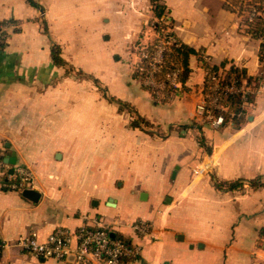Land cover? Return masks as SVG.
Here are the masks:
<instances>
[{"label":"crops","instance_id":"0c3cea01","mask_svg":"<svg viewBox=\"0 0 264 264\" xmlns=\"http://www.w3.org/2000/svg\"><path fill=\"white\" fill-rule=\"evenodd\" d=\"M38 3L41 9L27 0H0V20H16L0 48V152L30 166V189L40 193L32 202L0 184V241L7 243L0 264H77L36 257L15 240L30 230L44 239L56 226L77 228L94 219L141 244L133 264H264V88L251 95L239 125L237 116L216 128L194 119L207 67L225 74L238 67L255 81L264 69L261 40L241 24V1ZM154 3L163 7L160 17ZM157 22L197 51L182 90L165 101L134 75L140 48L157 37ZM52 42L89 78L76 79L74 93L57 77L62 67L51 60ZM94 79L106 95L81 99L79 89ZM96 88L92 96L99 95ZM109 95L132 107L155 134L132 127ZM69 140L74 189L63 170ZM258 177V186L249 184ZM237 179L241 188L214 186V180ZM136 218L152 223V238L134 235Z\"/></svg>","mask_w":264,"mask_h":264},{"label":"built area","instance_id":"2783aa9c","mask_svg":"<svg viewBox=\"0 0 264 264\" xmlns=\"http://www.w3.org/2000/svg\"><path fill=\"white\" fill-rule=\"evenodd\" d=\"M15 27L9 22H0V35ZM158 36V34H157ZM171 37H159L154 50L147 54L144 48L139 51L137 69L142 75V83L152 96L158 100L172 99L182 90L179 80V69L174 66L160 76L163 56L170 43ZM146 60L142 65L143 60ZM264 61V59H263ZM264 88V69L257 76V81H240L227 77L222 71L205 72L202 98L196 104L194 119L212 127L223 125L238 114L229 113L224 99L227 95H237L241 99V107L245 109L253 93ZM10 166L12 172H9ZM198 172V170H197ZM0 184L2 187L21 193L24 189L32 188L34 173L30 166L18 161L9 165L4 161L0 152ZM152 223L136 218L131 222V228L137 238L152 236ZM112 227L99 219L85 223L77 228L56 226L44 239H40L36 230H30L26 235L16 238L14 245L20 250L42 259L65 260L77 264H133L138 261L141 244L127 241L120 236H111ZM7 246L0 241V251Z\"/></svg>","mask_w":264,"mask_h":264},{"label":"trees","instance_id":"16d2710c","mask_svg":"<svg viewBox=\"0 0 264 264\" xmlns=\"http://www.w3.org/2000/svg\"><path fill=\"white\" fill-rule=\"evenodd\" d=\"M28 3L34 7H38L41 9V5L38 3V0H27ZM241 1V7H240V11H242L243 14V18L241 20V24L244 27V31L246 33H248L249 35H251L252 37L256 38V39H260L261 43L259 45V58L260 60L264 59V0H250L247 1L246 3H243V0ZM154 12L155 15L157 17H160L161 14L163 13V7L158 4V3H154ZM0 22H9V23H15L16 20L14 19H5V20H0ZM152 25H154V28L157 31L158 36L155 38V40L148 44L144 50L146 51L147 54H151L152 51L155 48V45L159 39V37H161L162 35H165L167 37H171L173 39V41L170 43L169 47L167 48V50L164 53L163 56V63L160 69V73L159 75L162 76L164 75V73L170 69H172L174 66H176L179 69V80L182 83V87L184 85V82L189 74V66H188V59L189 56L191 54H196L197 51L183 43L182 41H180L176 35L173 32L167 31L166 28L164 27V25L160 24V23H153ZM15 29V28H14ZM17 29H15L14 31H16ZM45 31L47 32V30L45 29ZM6 37H7V32L0 35V48H2L5 45L6 42ZM50 56H51V60L52 62L60 67H64L69 65L62 57H61V48L59 46V44L52 42L51 44V48H50ZM146 62V60L144 59L142 62V65H144V63ZM210 69L211 71H215L217 70V67L215 66H210L207 67V69ZM134 75L136 77H139L142 81V73L140 71H138V69L136 68ZM227 77H234L239 79L240 81L244 80L246 82H255V80H253V78L247 76L245 74V71L238 68V67H233L231 68V70L227 73ZM95 82H97L96 79H94ZM144 86V85H143ZM146 88V86H144ZM148 89V88H146ZM149 90V89H148ZM150 91V90H149ZM151 93V92H150ZM253 97L251 96V99ZM108 99L110 101H114L116 102L118 105H126V103H123L121 101L115 100L111 97H108ZM251 99L249 100L251 102ZM165 101V100H163ZM225 105H227L228 107V112L230 111L231 113H234L235 115H237V117H235L233 119L234 124L235 125H239V123H241L242 119L244 118V116H242L243 114V109L241 107V99L240 96L237 95H227L224 99ZM133 110V109H132ZM135 119L130 121V125L132 127H136L139 128L141 130H144L143 124L149 127H152L151 124L146 121L144 118H142L140 115L136 114ZM193 123L191 124H184L181 125L182 128H188V127H192ZM197 128H199V126H197ZM148 131V130H146ZM150 133L155 134V132L150 131ZM157 135L159 134L161 137H165V135L160 134L159 132L156 133ZM203 145V142H200ZM209 151V149H207ZM242 179H237V180H233V181H222V182H218L216 180H214V186L219 189V190H233V189H237V188H241L242 187ZM260 183V177L249 180V184H253L254 186H258ZM0 256H1V251H0Z\"/></svg>","mask_w":264,"mask_h":264},{"label":"rangeland","instance_id":"374dc122","mask_svg":"<svg viewBox=\"0 0 264 264\" xmlns=\"http://www.w3.org/2000/svg\"><path fill=\"white\" fill-rule=\"evenodd\" d=\"M58 74L59 75L57 77L60 79V81L62 83H64V84H66L65 87L67 89H69V90H72L73 93H74V89H75L74 81H76V79L78 81H80L81 84H82V80L89 79L88 77L83 76V74H81L80 72L75 70L74 69V65H67V66L62 67L59 70ZM90 82L92 83V86L93 85L97 86L96 89L99 92V95H97L96 92H95L94 96H92V91H91L92 86L85 87V88L82 87V90H81V88L79 89V93H82V97H83L81 99H84V98L85 99H87V98H95L96 99L95 101H97V100L101 99V97L103 95H106L105 88L100 86V84H98V82H95L94 80H90ZM83 94L85 96H83ZM107 97L113 98L110 95L107 96ZM120 108L126 109V110L123 111V113L120 114L121 116H123V118H128L129 117L128 120L130 119V121L135 119V118H137L136 114L132 110V107L128 106L127 104L126 105H121ZM143 127H144V130H148L149 131V129H148V128H150L149 126H146V125L143 124ZM151 128H153V127H151ZM62 152L64 153L65 166H64L63 170H64V173L67 175L66 180L68 181V185L72 189H74V176H75L74 175V142L71 143V140H69L68 145H66V146H64L62 148Z\"/></svg>","mask_w":264,"mask_h":264},{"label":"water","instance_id":"95a60500","mask_svg":"<svg viewBox=\"0 0 264 264\" xmlns=\"http://www.w3.org/2000/svg\"><path fill=\"white\" fill-rule=\"evenodd\" d=\"M57 157H59V154H57ZM4 161L10 165L14 164L16 161V156L14 153H12L8 158H4ZM9 172H12V168L9 169ZM22 196H24L25 198L31 200L32 202H37L40 196V193L34 189H24L21 192ZM114 234L111 232V236H113Z\"/></svg>","mask_w":264,"mask_h":264}]
</instances>
